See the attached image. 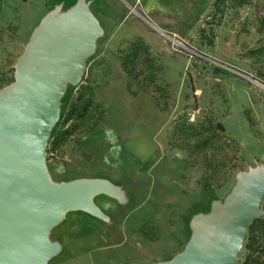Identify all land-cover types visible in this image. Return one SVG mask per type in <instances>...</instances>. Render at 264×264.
<instances>
[{"label":"rangeland","instance_id":"rangeland-1","mask_svg":"<svg viewBox=\"0 0 264 264\" xmlns=\"http://www.w3.org/2000/svg\"><path fill=\"white\" fill-rule=\"evenodd\" d=\"M77 2L0 0V92L15 81L16 65L31 42L28 20H37L50 3V10L60 12ZM215 2L83 0L103 33L80 81L61 79L43 164L60 185L78 180L67 174V163L75 157L118 171L71 169L85 175L80 179L103 180L102 191L93 197L94 210L71 209L52 227L48 240L55 251L44 264H173L186 252L199 219H207L233 193L240 173L264 166V0L241 5L225 0L214 15ZM137 38L163 64L159 80L167 84L165 109L156 102L158 93L129 83L118 58L119 50ZM82 86L103 113L91 130L90 120L64 122ZM117 95L118 102L113 100ZM209 119L222 122L241 148V161L220 188L206 187V169L188 163L191 156L203 164L202 154L174 147L177 123ZM225 152L209 150V159ZM207 175L212 178L211 171ZM263 204L264 199L262 217ZM247 239L248 234L235 264L244 260Z\"/></svg>","mask_w":264,"mask_h":264},{"label":"water","instance_id":"water-1","mask_svg":"<svg viewBox=\"0 0 264 264\" xmlns=\"http://www.w3.org/2000/svg\"><path fill=\"white\" fill-rule=\"evenodd\" d=\"M56 14L33 34L15 81L0 92V264H44L55 251L48 240L52 227L71 209L94 210L93 197L102 191L103 180L57 184L43 164L61 79L80 81L102 33L83 0ZM263 199L264 166L240 173L225 202L199 219V248L190 250V241L173 264H235L252 221L263 215Z\"/></svg>","mask_w":264,"mask_h":264},{"label":"trees","instance_id":"trees-1","mask_svg":"<svg viewBox=\"0 0 264 264\" xmlns=\"http://www.w3.org/2000/svg\"><path fill=\"white\" fill-rule=\"evenodd\" d=\"M225 0H216L214 15L220 10ZM244 0H239L241 5ZM210 44H213L210 41ZM118 58L122 68L129 78V83L134 82L141 86L144 91H152L159 94L156 99L161 108H166L168 98L167 84L162 85L159 75L163 73L164 67L159 58L151 51L148 43L142 38H137L126 48L120 49ZM81 87L77 100L72 104L64 122L74 120H90L92 123L87 127L94 129L102 121V112H99V104H95L93 95H88ZM93 109L91 115H87ZM96 113L98 117L96 118ZM95 118V119H94ZM174 136H177L174 147L187 150L190 155L200 153L204 156L203 164L188 157V163L193 166H202L206 169L203 181L206 187H223L237 162L241 161L240 144L231 139L224 124L220 121L209 119L196 125L177 123L174 129ZM58 142L56 139L55 144ZM225 150V154L217 160L209 159V150ZM228 149V150H227ZM230 152L231 154H229ZM212 172V178L207 173ZM212 180V182H211ZM264 205V204H263ZM246 254L240 264H264V217L252 221L248 239L245 244Z\"/></svg>","mask_w":264,"mask_h":264},{"label":"crops","instance_id":"crops-1","mask_svg":"<svg viewBox=\"0 0 264 264\" xmlns=\"http://www.w3.org/2000/svg\"><path fill=\"white\" fill-rule=\"evenodd\" d=\"M50 5V7H45V9L44 8H42L41 9V11H40V16L38 17V19L37 20H33V19H30V20H28L29 21V29H28V33H36L41 27H42V25H43V22L47 19V17L48 16H50L51 14H53V13H57L56 14V16L57 15H59V14H62V13H65V12H68L69 10H64V11H57V10H50L52 7H53V3H50L49 4ZM91 12V14L94 16V18L98 21V23H99V26H100V28L102 29V33H103V28H102V26H101V24H100V22H99V20L97 19V17L92 13V11H90ZM2 19H3V15L1 16L0 15V20L2 21ZM105 22V21H104ZM106 23V22H105ZM32 37H33V35H32ZM98 39V38H97ZM114 92L115 91H113L112 93H113V95H114ZM117 97H118V95L117 96H113V100L114 101H117L118 102V100H117ZM78 156V155H77ZM71 169H74V170H76V173H80V171H97V170H102V171H108V173H113L114 174V171H118V170H116V169H114V168H109V166L108 165H106V164H104L103 162H101V161H97V162H95L94 164L92 163V164H87V163H83L82 161H81V159L79 158V157H75V158H73L71 161H69L68 163H67V174L69 175V179H80L81 177H85V175H80V174H76V175H74L73 174V172H71ZM251 169V168H250ZM244 173H249L250 172V170L248 169L247 171H243ZM105 177V176H104ZM107 178V177H106ZM110 179H113V178H110ZM117 182H118V178L117 179H115ZM262 204V203H261ZM261 206V205H260ZM68 229H67V227L65 228H63V229H61V231L62 232H65L66 233V231H67ZM68 233V232H67Z\"/></svg>","mask_w":264,"mask_h":264},{"label":"bare ground","instance_id":"bare-ground-1","mask_svg":"<svg viewBox=\"0 0 264 264\" xmlns=\"http://www.w3.org/2000/svg\"><path fill=\"white\" fill-rule=\"evenodd\" d=\"M200 241H201V234L199 231H197L191 240V243L189 245V249L192 251H196L199 246H200Z\"/></svg>","mask_w":264,"mask_h":264}]
</instances>
